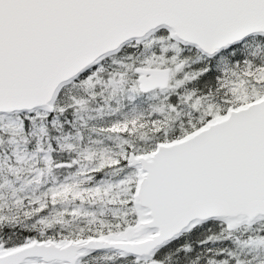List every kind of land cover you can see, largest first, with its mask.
Here are the masks:
<instances>
[{
  "label": "snow or ice",
  "instance_id": "snow-or-ice-1",
  "mask_svg": "<svg viewBox=\"0 0 264 264\" xmlns=\"http://www.w3.org/2000/svg\"><path fill=\"white\" fill-rule=\"evenodd\" d=\"M0 264H264V0H0Z\"/></svg>",
  "mask_w": 264,
  "mask_h": 264
}]
</instances>
